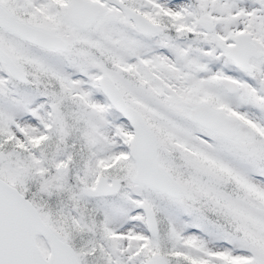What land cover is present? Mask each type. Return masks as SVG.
Returning <instances> with one entry per match:
<instances>
[{
  "label": "snow or ice",
  "instance_id": "1",
  "mask_svg": "<svg viewBox=\"0 0 264 264\" xmlns=\"http://www.w3.org/2000/svg\"><path fill=\"white\" fill-rule=\"evenodd\" d=\"M0 264H264V0H0Z\"/></svg>",
  "mask_w": 264,
  "mask_h": 264
}]
</instances>
